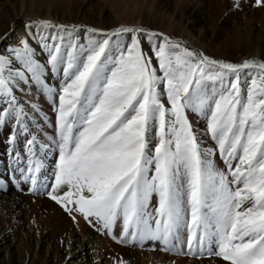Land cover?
<instances>
[{
	"label": "snow or ice",
	"instance_id": "6c2138e0",
	"mask_svg": "<svg viewBox=\"0 0 264 264\" xmlns=\"http://www.w3.org/2000/svg\"><path fill=\"white\" fill-rule=\"evenodd\" d=\"M140 33L121 27L49 49L52 71L66 77L51 199L105 229L122 224L132 240L167 245L183 226L190 247L208 241L228 264H264V62H218L167 37L150 40L146 52ZM30 45L0 55V123L23 124L16 87L44 74ZM17 58L23 71L14 70ZM189 110L207 118L226 169L202 147Z\"/></svg>",
	"mask_w": 264,
	"mask_h": 264
},
{
	"label": "bare ground",
	"instance_id": "6f19581e",
	"mask_svg": "<svg viewBox=\"0 0 264 264\" xmlns=\"http://www.w3.org/2000/svg\"><path fill=\"white\" fill-rule=\"evenodd\" d=\"M12 1L5 0L7 2L5 4L6 7L0 13V32L12 23L15 25V31L7 40V48L11 49L10 53L21 51V42L23 38H26V40L31 41L30 46L35 51L34 58L40 64L46 66L41 77L42 82L36 80L25 82L21 80L15 90L16 100L22 102L19 108H23V116L26 117L23 120V125L24 130L27 131V139L28 141H34L33 146L27 143L28 159L25 160V163L22 161L21 168L18 167L17 169L18 171L22 170V167H25L26 164L29 166L38 165V171H35L34 168L29 170V168L24 172H28V174L40 172L39 174L45 178L46 182L50 183L52 182V167H55V158L59 160L60 148L55 139L46 140L51 131L57 128V123L48 118V112L51 111V103H54L55 100L58 103V95L59 93L62 94L61 89L57 91L50 83L55 78H63L65 76L63 71H52V66L49 62L50 57L47 58L43 46H41L44 39L39 38V43H35L32 35L26 29V18L34 16L57 21H66V19L60 18L50 7L42 8L41 6H36L33 0H20L18 3H13ZM152 4L160 5L161 10L156 12V14L152 11L149 12L150 16L148 19H145L142 13L138 15V18L134 17L133 13L130 15L128 10H131V5L126 3L121 5L122 8L119 6L114 7L112 14L105 12V5L98 7V10L93 13L91 18L88 20L82 19V22L92 23L104 28L118 26L121 23L127 25L131 22V25L133 24V27L139 30L147 22L146 20H152V18L160 16L159 24L165 29L164 32L167 34L173 32L180 37L188 38L192 43L200 45L206 52L207 47L202 35H196L192 27L198 23L204 24L207 21V11L211 7L212 0H198V3H194L192 0H154ZM205 7H207V10H205ZM132 8V10H136V4ZM155 11L157 10L155 9ZM123 16L126 19H123ZM75 20L77 21L78 19ZM68 21L71 22L73 19L69 18ZM253 28L252 30H254ZM205 31L204 29L202 32ZM259 31L260 34H264V29ZM260 37H257L255 43L245 50V58L262 55V49L259 46L263 36L260 35ZM8 54L7 50H0V55ZM15 63V71L24 70V61L22 59L17 58ZM52 89L58 92L57 96L52 94ZM6 102V100H0V104ZM202 134L201 141H207L206 148L213 150L215 153V141L210 135L207 136L206 132ZM56 136L58 140V133ZM23 137L17 138L18 140H25ZM209 144L211 145L208 146ZM39 149L42 150L39 151ZM212 159L217 165L220 162L218 158ZM218 167L223 170V165H218ZM5 171V169L1 170L3 176H5ZM28 174L26 177L30 178ZM39 176H36V179L33 178L36 180L35 186H39L40 180H37L40 178ZM45 187V185L42 188L39 186L38 189L43 192L46 189ZM43 196L48 198L36 199L33 202L34 198L23 196L19 191H7L6 188H0V264H104V262H101L103 255L111 248H114V252L117 255H121L122 258L129 259L134 263L167 264L169 260H172L175 264H228L223 258H215L211 259L209 263H203L200 247L198 249L195 242H193L191 247L189 246L190 237H188V233L190 230L183 226L167 245L160 240H132L124 236L121 231L122 224L120 223L114 225L111 229H105L102 223H98L94 217L86 219L79 211L74 210L75 205L69 204L65 208L63 204L52 200L50 195ZM42 202L49 207L47 213L41 212L38 206V203ZM23 206H25L24 209ZM69 209L72 210L70 211ZM27 210H31L32 214H35L34 224L30 225V227L37 231L35 234L29 233L25 240L19 241L16 238V234L22 227L18 226V222ZM11 217L12 219L9 220ZM16 224L18 227H15ZM4 228L7 231L6 234L4 233ZM108 231L114 233V240L109 237ZM52 233L59 236L58 242L52 239L54 237L51 235ZM15 240L17 241L15 242ZM196 248L197 255L193 256L192 253ZM203 248L208 253L211 250V244L205 241ZM187 249H190L191 252L189 256H178L181 253L187 254ZM89 250L93 252L92 255L88 253ZM49 254L52 259L47 258Z\"/></svg>",
	"mask_w": 264,
	"mask_h": 264
},
{
	"label": "rangeland",
	"instance_id": "374dc122",
	"mask_svg": "<svg viewBox=\"0 0 264 264\" xmlns=\"http://www.w3.org/2000/svg\"><path fill=\"white\" fill-rule=\"evenodd\" d=\"M153 1L154 0H33L36 6H41L42 8L50 7L53 12H56L60 18L63 17L64 19H66V21L41 19L39 17L37 18L34 16H29L26 18V29L32 35V38L36 44L39 43V38L44 39L45 37L49 36L63 37V40L44 39L42 43L40 42L41 46H43V50L47 55V58H49V49L54 45L59 44L62 49L70 42L87 45L90 39L101 40L103 38H106L112 32L116 31L121 27H130L136 29L135 27H133V24L131 25V22L127 25L121 23L118 26L110 28L99 27L92 23L82 22V19L88 20L89 18H91L93 13L98 10V7L100 8L101 6L105 5V12L108 14H112L114 7H121L122 4L129 3L131 5V10L129 9L128 13L130 15H132L133 13V16L138 18V15L142 13L144 18L148 19L150 16L149 12L152 11L156 14V12H159L161 10L160 5L152 4ZM192 1L194 3H198V0ZM12 2L18 3L20 2V0H13ZM6 3L7 2H5V0H0V13L2 12V9L6 7ZM134 4H136V10H132V6H134ZM155 9L157 11H155ZM208 9L209 10L207 11V21L204 24L198 23L197 25L192 27L193 32L196 35H202V39L207 47L206 52L200 45L192 43V41L188 38L180 37L173 32L169 34L164 32L165 29L162 28V26L159 24L160 16L152 18V20H146L147 22L144 23L139 29L141 30L140 34L144 37L143 47L145 48V51L147 52L148 48L151 47L150 40L167 37L173 43H179L181 46L187 47L189 50L195 51L201 54L202 56H207L209 59H214L218 62H229L234 64H240L249 60L264 62V34L259 33V30L264 29V6H258L256 0H212L211 7H209ZM205 10H207V7H205ZM69 18L73 19V21L69 22ZM75 19L78 20L76 21ZM123 19L126 18L124 17ZM252 28L254 30H252ZM204 29L206 31L202 32ZM14 31L15 25L14 23H12L0 32V50H7L8 53L11 52V49L7 48V40ZM128 35L129 34H122L120 39H123L127 43ZM131 35L135 36L136 33H132ZM260 35L263 36V39H261L259 46L260 49H262V55L245 58V50H247V48L251 44H254L256 38L260 37ZM25 40L26 38H23L22 42ZM47 64L49 63L47 62ZM247 71L254 72L255 70ZM65 82L66 77H59L55 78L50 83V85L58 91L60 89H63V87L65 86ZM51 91L53 95H56L58 93L56 90L53 89ZM56 102L57 101L55 100L54 103H51V111L48 112V118L52 119L54 123H57L58 120V114L56 111L58 103ZM189 111L191 113V110ZM190 120L193 123V129L196 132L202 147H207V141H201V135H203L202 133H207V118L202 112H195L190 114ZM57 131V128L56 130L54 129L53 131H51L49 136L46 137V140H57ZM26 133L27 131L24 130V125L18 124L15 120H8L7 118H5V123H0V188H6L7 191H19L20 194L23 196H30L34 198L33 202H35L36 199L48 198L44 197L43 195H50L52 189L55 187L54 177L58 170L59 160L57 158H55L54 160L55 167H52L54 170L52 169V182L50 183L46 182L45 178L41 174H39L40 172L37 174H28V172H24L25 170L27 171L29 168V170H33V165L29 166L28 164H26L25 167H22V170L18 171L17 168L22 166V161H24L25 163V160L28 159L26 150L28 146V139ZM20 136H24L23 138L25 140H18L17 137ZM207 136H209L208 133ZM210 145L211 144H209L208 146ZM215 146L216 150L212 158H218L220 160L218 165H223L224 170L226 169V165H224L223 158L218 153L216 142ZM40 150L42 149H39V151ZM2 169L6 170L5 176L2 175ZM27 174L30 178L26 177ZM36 176L40 177L37 179L40 180L39 186H41V188L44 185L46 186V189L43 192L39 191V186H35V184L32 183V179H36ZM233 187H235V185H233ZM38 206L41 209V212L47 213L49 208L47 205L42 202L38 203ZM24 208L25 206H23V209ZM25 212V215L23 214L20 218V221L18 222V226L22 227L16 234V238L19 241L25 240L26 236L29 235V233L35 234L37 231L31 229L30 227V225L34 224L33 219L35 217V214H32L31 210H27ZM81 215L83 216V214ZM91 218L92 217H90V219ZM11 219L12 217L9 220ZM18 226L17 224L15 225V227ZM4 233H7V231H5V228ZM188 234V237H190V232ZM51 235L54 236L52 239L55 240V242L59 241V236L57 234L55 235L52 233ZM108 235L111 239L113 238L112 240H114L115 237L113 232L111 233L108 231ZM17 240H15V242ZM197 248L192 253L193 256L197 255ZM111 249L107 251L105 255H103V260L101 262H104V264H118V261H122L123 264H151L150 262L134 263L129 259L122 258L121 255H117L114 252V248ZM210 249L211 250L207 253L205 252L203 247H200L199 250L202 253L201 258L203 259V263H209L211 259L222 258L218 255H215L217 247L214 243H211ZM186 251L188 255L181 253L178 256H189L191 253L190 249H187ZM88 253L91 255L93 254V252L90 250ZM47 258L52 259V256H50L49 254ZM167 264L175 263L174 261L169 260Z\"/></svg>",
	"mask_w": 264,
	"mask_h": 264
}]
</instances>
